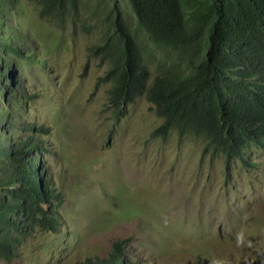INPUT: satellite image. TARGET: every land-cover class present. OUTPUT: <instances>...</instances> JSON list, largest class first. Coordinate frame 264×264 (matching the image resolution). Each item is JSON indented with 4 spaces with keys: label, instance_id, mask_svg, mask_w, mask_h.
Masks as SVG:
<instances>
[{
    "label": "rangeland",
    "instance_id": "rangeland-1",
    "mask_svg": "<svg viewBox=\"0 0 264 264\" xmlns=\"http://www.w3.org/2000/svg\"><path fill=\"white\" fill-rule=\"evenodd\" d=\"M115 1L145 57L161 54L128 0H79V14L64 25L31 0L4 10L35 45L36 61H18L20 124L47 130L39 157L58 226L26 235L0 264H75L106 256L114 242L122 264H264V149L247 148L226 169L223 156L201 154V138L151 135L162 119L144 93L118 115L108 106L102 76L110 64L88 48Z\"/></svg>",
    "mask_w": 264,
    "mask_h": 264
},
{
    "label": "trees",
    "instance_id": "trees-1",
    "mask_svg": "<svg viewBox=\"0 0 264 264\" xmlns=\"http://www.w3.org/2000/svg\"><path fill=\"white\" fill-rule=\"evenodd\" d=\"M19 1L0 0V260L16 254L26 235L58 226L50 174L39 157L47 130L20 124L26 102L18 61L34 62L36 55L33 38L4 14ZM31 1L60 25L79 14V0ZM128 2L138 30L162 53L145 57L139 31L116 1L109 6L112 18H98L100 41L88 49L110 64L102 76L110 82V109L118 115L145 93L162 118L153 136L175 130L178 139L201 138V154L223 156L226 169L234 158L245 159L247 148L264 149V0ZM113 246L106 256L75 264H122L119 243Z\"/></svg>",
    "mask_w": 264,
    "mask_h": 264
},
{
    "label": "clouds",
    "instance_id": "clouds-1",
    "mask_svg": "<svg viewBox=\"0 0 264 264\" xmlns=\"http://www.w3.org/2000/svg\"><path fill=\"white\" fill-rule=\"evenodd\" d=\"M150 42H151V41H150ZM151 43H152V42H151ZM152 44H153V43H152ZM153 45H154V44H153ZM154 46H155V45H154ZM155 47H156V46H155ZM140 94H143V93H140ZM138 95H139V94H138ZM138 95H137V96H138ZM144 95H145V93H144ZM137 96H136V97H137ZM136 97H135V98H136ZM145 97H146V96H145ZM146 99H147V98H146ZM147 100H148V99H147ZM148 101H149V100H148ZM130 102H131V101H130ZM149 102H150V101H149ZM128 103H129V102H128ZM126 104H127V103H126ZM126 104H125V105H126ZM123 107H124V106H123ZM150 107H151V102H150ZM122 111H123V110H122ZM122 111H121V112H122ZM153 111H154V110H153ZM119 114H120V113H119ZM155 114H156V113H155ZM156 115H157V114H156ZM157 116H158V115H157ZM160 118H161V117H160ZM161 119H162V118H161ZM161 121H162V120H161ZM160 123H161V122H160ZM160 123H159V124H160ZM159 124H158V125H159ZM158 125H157V126H158ZM157 126H156V127H157ZM154 129H155V128H154ZM154 129H153V131H154ZM153 131H152V132H153ZM151 135H152V133H151Z\"/></svg>",
    "mask_w": 264,
    "mask_h": 264
}]
</instances>
